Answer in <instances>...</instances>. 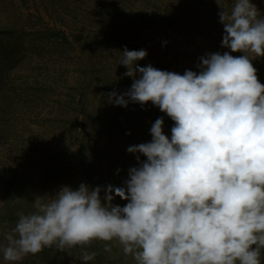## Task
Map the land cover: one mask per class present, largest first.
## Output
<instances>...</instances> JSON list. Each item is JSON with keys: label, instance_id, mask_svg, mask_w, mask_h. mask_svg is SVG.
Wrapping results in <instances>:
<instances>
[{"label": "clouds", "instance_id": "9594fccd", "mask_svg": "<svg viewBox=\"0 0 264 264\" xmlns=\"http://www.w3.org/2000/svg\"><path fill=\"white\" fill-rule=\"evenodd\" d=\"M217 3L222 46L243 55L209 53L199 73L181 75L140 67L147 51L125 47L119 64L134 82L123 94L108 93L109 102H151L175 122L171 138L157 118L151 142L127 149L147 159L137 155L140 166L129 169L125 187L64 185L37 197L34 211L18 212L9 230L0 223L6 264L45 248L70 254L77 247L88 264L95 241L106 252L120 246L135 264H262L264 84L252 61L264 57V15L253 0H233L230 9ZM116 197L128 203L114 204Z\"/></svg>", "mask_w": 264, "mask_h": 264}, {"label": "rangeland", "instance_id": "374dc122", "mask_svg": "<svg viewBox=\"0 0 264 264\" xmlns=\"http://www.w3.org/2000/svg\"><path fill=\"white\" fill-rule=\"evenodd\" d=\"M206 2H212V7ZM232 2L220 0L225 9H230ZM253 3L264 11V0ZM197 4L205 6H183L174 29L167 27L173 20L166 23L165 16L152 17L145 6L142 12L126 3L111 6L108 0H0V51L18 36L6 34L9 22L16 24L22 17L29 31L57 25L77 41L92 43L82 46L73 37L71 44L37 43L30 36L18 56H13L15 50H9L8 57L0 53V223L7 222L5 230L14 224L1 216L14 218L15 212H28L37 197L55 195L64 185L73 189L81 183L91 188L103 182L126 186L129 169L140 166L137 155L140 161L147 159L127 149L151 142L150 129L157 118L163 117V130L169 120L155 106L152 117L147 110L138 117L134 112L140 104L130 102L125 108L109 102L108 93L123 94L134 82L124 76L128 69L119 64L122 52L125 47L137 50L129 47L132 43L148 53L137 61L140 67L151 65L181 75L186 70L199 71L200 58L209 53L231 52L222 46L225 33L217 0H200ZM151 18L156 19L149 24ZM157 22H164V27ZM257 59L252 61L255 68L261 64ZM257 74L264 84V72ZM81 127L95 142L92 147L99 148L94 161H83L76 153L78 146H73L77 142L74 132ZM164 134L168 136L167 130ZM85 171L91 174L86 177L92 182H86ZM8 182H17L20 189V203L10 211L4 206L8 197L4 186ZM104 195L101 192L102 198ZM100 242L92 244L95 251L86 249L96 253L88 264H135L120 246L113 243L111 251L106 252L105 242ZM81 252L74 256L59 252L54 264H83L77 258ZM29 256L20 264H47ZM261 261L264 264V253ZM0 264H6L2 255Z\"/></svg>", "mask_w": 264, "mask_h": 264}, {"label": "trees", "instance_id": "16d2710c", "mask_svg": "<svg viewBox=\"0 0 264 264\" xmlns=\"http://www.w3.org/2000/svg\"><path fill=\"white\" fill-rule=\"evenodd\" d=\"M111 2V6H119V5H124L129 4V5H133V8L136 7V9L138 10H142V12L144 11V6L147 7V13H151L153 16L152 17H167L166 23H169V20H173L172 24H168L167 27H171L174 28L175 26H173V24L175 25V20L177 19L179 13L182 11H184L182 8L183 6H187V5H196L199 6L198 8H203V4H197V2H200V0H108ZM212 2H210V4L208 2H206V4L211 8ZM255 4V3H254ZM109 5V4H108ZM256 5V4H255ZM110 6V5H109ZM215 5H213L214 7ZM185 9V8H184ZM191 9V8H189ZM264 12V11H261ZM264 15V14H262ZM37 19H40L39 17ZM153 19L156 18H151L149 19V24L153 22ZM41 20V19H40ZM15 21V20H14ZM160 23V25H162V27H164V22H157ZM148 24V25H149ZM156 25V24H155ZM154 25V26H155ZM9 29L8 32H6V34L8 33H12L13 35H18L15 40L12 42V44L6 45L4 46V48L1 49L0 53L3 54V56L8 57L9 54L7 53L9 50H15V55H13L14 57H16V55L18 56V53L21 52V48L22 45L24 44V40L25 38H29L30 36H34V38H31V40H34L35 42L38 43V41H47V43L49 42H53V44H57L60 43L61 45L63 44H71V40L70 38L73 37V39L78 42L79 44H81L82 46H90L92 45V43L90 42V40H86L85 42H79L80 40H76L74 38V36L70 35L66 30L59 28V26L57 27V25L54 26H50L49 24H47L46 26H43L42 28L39 29H34L31 28L29 31V25L22 19L17 20V23L15 24V22L13 23L12 21L9 22ZM176 29V27L174 28ZM5 33V32H4ZM130 48H134L137 49V47H135L132 43L128 44ZM13 53V52H12ZM9 59V58H7ZM24 60V58H23ZM256 61V60H255ZM258 63L261 62V64L258 65V67L256 68L257 71H261L264 72V63H262L264 60H261V58L257 59ZM257 65V63H256ZM200 71V70H199ZM199 71H196L197 73H199ZM151 107V108H150ZM156 107V106H155ZM147 110L149 112V117L151 115H153L154 111V105L149 102L147 105L141 106L140 108L136 109V111L134 112L135 115H137L138 117H142L144 115V111ZM142 114V116H141ZM166 114V113H165ZM152 117V116H151ZM167 119L169 120L167 122V126H165L163 131L167 130V134L168 137L171 138V129L174 126V121L167 116ZM137 118V117H136ZM138 119V118H137ZM74 138L77 139V142H74L73 146L77 147L78 149L76 150V153L78 154L79 158H83V161L85 160H92L94 161V157L98 152H95L96 150H98L99 148H93L92 145H95L93 141H91L92 137H89V135L86 134V128H76L75 132H74ZM87 152H90L89 154H91L90 156H87ZM82 161V164L84 163ZM106 162H110L108 159L106 160ZM113 168V166H112ZM91 176V174L87 173L85 171V178H86V182H92L90 181L87 177ZM129 179V178H128ZM127 179V180H128ZM107 185H110L109 182H103L101 184V188H106ZM112 185V184H111ZM114 186L119 187V184L116 182H113ZM5 188V192L6 194H8L7 197V201L4 204V206L9 209H14V206L16 205V203H20V189H19V184H17V182H8L7 184H5L4 186ZM104 194L105 192L102 191ZM28 201V199H27ZM31 202V201H29ZM114 204L120 205L121 207L125 206L126 203H128V201H125L123 199H121L120 197H116L115 200L113 201ZM21 211V210H20ZM34 211L33 207L28 211V212H24L25 214ZM14 218H7L9 217L8 214H4L3 216H1V218H5L8 219V222H12L13 224H15V221L18 219L17 216V212L14 213ZM93 244H102L100 241H95L93 242ZM92 246V247H91ZM90 247L87 248V250L89 249V251H95L96 249H94V246L91 245ZM80 251H82L81 248L77 247L74 249L70 250V254L68 253V255L70 256H74L73 254H77V252L80 253ZM59 254V251H57L55 248H45L42 252H40L39 254L36 255H31L29 256L30 258H33L35 261L39 260V261H43L47 264H54L55 263V255ZM102 254V253H101ZM79 258V256L77 257Z\"/></svg>", "mask_w": 264, "mask_h": 264}]
</instances>
